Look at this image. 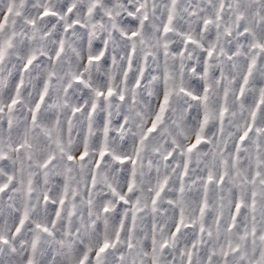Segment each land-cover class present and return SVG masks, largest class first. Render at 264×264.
<instances>
[{
    "label": "snow or ice",
    "instance_id": "snow-or-ice-1",
    "mask_svg": "<svg viewBox=\"0 0 264 264\" xmlns=\"http://www.w3.org/2000/svg\"><path fill=\"white\" fill-rule=\"evenodd\" d=\"M0 264H264V0H0Z\"/></svg>",
    "mask_w": 264,
    "mask_h": 264
}]
</instances>
